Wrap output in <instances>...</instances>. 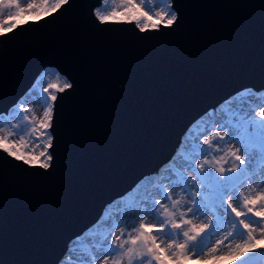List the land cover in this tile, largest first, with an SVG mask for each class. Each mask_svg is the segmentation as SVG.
Instances as JSON below:
<instances>
[{"label":"water","instance_id":"1","mask_svg":"<svg viewBox=\"0 0 264 264\" xmlns=\"http://www.w3.org/2000/svg\"><path fill=\"white\" fill-rule=\"evenodd\" d=\"M174 3V28L101 24L102 0H71L0 36V116L46 68L73 84L53 102L52 168L0 151V264H60L110 204L175 156L195 123L264 90V0Z\"/></svg>","mask_w":264,"mask_h":264},{"label":"snow or ice","instance_id":"2","mask_svg":"<svg viewBox=\"0 0 264 264\" xmlns=\"http://www.w3.org/2000/svg\"><path fill=\"white\" fill-rule=\"evenodd\" d=\"M70 3L71 0H41V3L26 0L24 7L21 0H0V13L8 12L7 17L0 20V36L9 35L28 23L26 15L32 21H38L42 16L65 9ZM102 5L94 9V16L101 24L135 21L144 32L149 28L158 31L162 26L179 27L182 23L174 0H140L139 4L134 0H119V6L114 0L111 5L110 0H102ZM56 77L57 80L62 79L59 73ZM51 88L64 92L72 89L73 84L63 78L62 85L48 83L42 89L49 93L47 99L56 102L58 97L49 92ZM246 92L252 103L245 101L230 122H215L207 127L202 145L194 151L189 149V154L183 157L180 167L192 173L194 178L190 179L187 174L177 176L171 169L169 183L172 190L162 183L154 192L145 189L137 206L125 211L127 218L111 223L106 233L97 236L87 264H187L194 259L205 264L207 260L225 258L219 254L221 245H224L227 255L235 257L240 264H254L255 257L264 256V167L260 168L259 174L256 173L257 161L264 164V95L257 96L251 90ZM31 111L22 104L16 109L13 118L24 123L14 124L6 134H0V151L24 165H39L47 170L54 163L50 152L54 149V138L47 132L53 127L54 104L45 105L39 128L36 118L27 115ZM37 132V140L41 137L47 139L42 147L37 143L30 148L25 136L31 139ZM229 141H235V144ZM222 142L228 143L229 148L224 157L217 158L213 153L222 151ZM229 160L231 167L225 168L223 165ZM242 187L247 188L248 194L239 190ZM174 192H178L175 198ZM189 213L193 217L234 214L236 219L229 221L230 230L211 244L205 234L219 235L217 230H211L212 222L197 223L195 219L187 218ZM149 216L153 217L152 222ZM225 241L229 243L225 244Z\"/></svg>","mask_w":264,"mask_h":264},{"label":"rangeland","instance_id":"3","mask_svg":"<svg viewBox=\"0 0 264 264\" xmlns=\"http://www.w3.org/2000/svg\"><path fill=\"white\" fill-rule=\"evenodd\" d=\"M27 2H32V0H27ZM36 3H41V0H35ZM113 2V0H110V5ZM136 4L140 3V0H134ZM22 6L26 7V0H21ZM114 3L116 6H119V0H114ZM103 7V5L101 6ZM110 10V8H109ZM8 15L7 11H4L3 13H0V20L5 19ZM26 20H29L30 17L28 15L25 16ZM135 22V21H133ZM136 23V22H135ZM138 26V25H137ZM139 27V26H138ZM56 73H59L57 70L53 68H46L44 69L39 77L37 78V81L33 88L24 95L19 102L10 109L7 115L0 116V129H3V132H0V134H6L9 129H11L12 125L24 122L13 118L16 116V109L22 104L23 107L30 108L32 111L30 113H27L30 117L36 118V124L39 128V120L43 118L42 113L45 109V105L47 103H53L49 99H47L49 93L43 92L42 89L48 86V83L56 84L58 86L62 85L63 78H65L63 75H60L62 78L61 80H57ZM43 74V75H42ZM49 92L56 95L58 92L55 88L49 89ZM253 93H256L255 91H252ZM257 96L261 95V93H256ZM245 101H248L249 103H252L248 99L247 92L244 91L237 96L231 98L227 102L223 103L219 107L216 108L214 113H209L205 117H203L198 123L190 130L191 133H188L184 136V143L183 148L184 152L178 151L175 155L171 158V160L166 163V165L162 168L161 171L157 172L154 175H150L146 177L144 180H142L131 192L133 194V199H131L130 193L124 196L123 198L114 201L112 204H110L106 210L104 215L102 216L100 222L98 225H96L92 232L87 233L83 235L81 238L75 240L71 243V249L65 256V258L62 260L64 261V264H87L88 258L93 254L94 251V245L96 243V239L98 235L104 234L108 231V227L111 223L116 222L119 223L120 219H125L127 217L124 216L125 211L133 209L137 206L139 203V198L144 196L145 189L148 191L154 192L156 187L159 184H163L165 187L171 189L169 178H170V170L174 169L177 173V176H182L184 174H187L190 179H193L192 173L187 172L186 169L180 167V165L183 163V157L187 156L189 154V149L196 150L199 148L200 145H202L203 140L206 138L203 133L204 130L207 127H210L215 122H223L228 123L231 121L233 114L236 112L238 108H240ZM5 121H11V123H6ZM217 130H219L217 128ZM47 132H49V129H47ZM209 135L211 133H208ZM39 133H33L32 138L29 139L28 136H25V139L28 140L29 147H34L35 144H40L41 147L43 146L44 141L47 139V137H41L39 140H37V136ZM188 135V136H187ZM12 139H16V137H12ZM228 139V138H226ZM231 144H235V141H229ZM236 147H239L238 144L235 145ZM203 147L206 149L207 145H203ZM220 148L222 151L219 153H213L214 156L224 157V153L228 151L229 144L228 143H220ZM243 154V150H241ZM43 159V157L41 158ZM225 159H228L225 157ZM199 162V161H198ZM225 168L231 167V160H229L228 163H225L223 165ZM261 167H264V164H261L260 161H257L256 164V173L259 174V170ZM214 171V169H213ZM172 180H175L176 177H171ZM251 183V181H249ZM259 183V181H257ZM242 192H245L248 194V190L246 187H242L239 189ZM195 191V189H193ZM252 195H255L256 193H251ZM178 195V192H174V198ZM186 196L187 193H184ZM157 199H160L159 196H156ZM235 202V199H234ZM238 208L240 207L239 204L236 205ZM230 212V209L228 210ZM190 214V213H189ZM188 214V215H189ZM190 216V215H189ZM119 218V219H118ZM142 218V217H141ZM188 219H195L197 223L203 221L208 222L211 221V230H217L219 232V235H212L208 236L207 233L205 234L206 239L211 244H215V241L217 239H220L224 232L226 230H230V224L229 221H235L234 214L232 215H223V216H214L212 214H208L207 216H199V217H193L191 213V217H187ZM149 221H153V217H148ZM161 219H163L161 217ZM226 219V220H225ZM123 226V225H121ZM131 230V229H128ZM231 239V238H230ZM229 243V241H225V244ZM221 255H224L225 258L221 260H207L205 264H240L239 260H237L235 257L228 256L226 249L220 246V253ZM255 262V261H254ZM187 264H200L198 260H191L188 261ZM257 264H264V256Z\"/></svg>","mask_w":264,"mask_h":264},{"label":"trees","instance_id":"4","mask_svg":"<svg viewBox=\"0 0 264 264\" xmlns=\"http://www.w3.org/2000/svg\"><path fill=\"white\" fill-rule=\"evenodd\" d=\"M260 93H261V95H264V90L261 91ZM208 114H209V113H208ZM208 114H207V115H208ZM197 123H198V122H197ZM197 123H195V124L191 127V129H192ZM191 129H190V130H191ZM190 130L188 131V135H189V133H191ZM188 135H187V136H188ZM184 141H185V139L183 138V139H182V144H181L180 149H179L180 152H184V148H183V143H184ZM176 157H177V156L175 155V158H176ZM161 170H162V168H161L159 171H161ZM159 171H158V172H159ZM133 194H134V192H133L132 194L130 193L131 199H133Z\"/></svg>","mask_w":264,"mask_h":264},{"label":"bare ground","instance_id":"5","mask_svg":"<svg viewBox=\"0 0 264 264\" xmlns=\"http://www.w3.org/2000/svg\"><path fill=\"white\" fill-rule=\"evenodd\" d=\"M190 215V216H189ZM188 215V217L190 218L191 217V213ZM226 220V219H225ZM222 247L225 249L224 245H222Z\"/></svg>","mask_w":264,"mask_h":264}]
</instances>
